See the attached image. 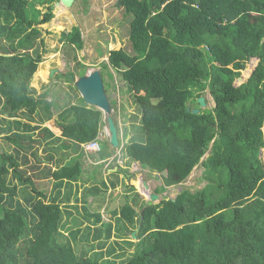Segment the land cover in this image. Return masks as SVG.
<instances>
[{"label":"trees","instance_id":"16d2710c","mask_svg":"<svg viewBox=\"0 0 264 264\" xmlns=\"http://www.w3.org/2000/svg\"><path fill=\"white\" fill-rule=\"evenodd\" d=\"M57 1L0 0V264H264V0H118L132 17L129 49L109 51L101 72L113 80L114 70L139 110L125 114L121 142L132 136L120 153L127 165L161 175L158 195L198 165L207 184L146 208L136 187L123 183L115 223L101 211L119 178L87 185L81 157L59 144L68 140L80 152L98 141L97 156L106 159L103 112L83 99L73 104L77 88L63 74L39 92L32 86ZM60 40L84 76L80 27ZM254 58L251 77L236 86ZM58 89L74 93L64 105L48 100ZM207 91L213 108L198 103ZM56 112L62 136L43 126ZM81 179L84 190L75 186Z\"/></svg>","mask_w":264,"mask_h":264},{"label":"rangeland","instance_id":"374dc122","mask_svg":"<svg viewBox=\"0 0 264 264\" xmlns=\"http://www.w3.org/2000/svg\"><path fill=\"white\" fill-rule=\"evenodd\" d=\"M117 3L118 0H75L71 8H66L63 5H55V18L50 24L44 26V29L48 30L49 33L44 34L46 42L45 48L47 53L44 54L45 56L43 63H45V66L44 68H42V70L46 71L47 67L53 69L58 68L64 70V75H67L69 73L75 75L78 74L79 71H82L81 68L77 69L76 67V61L73 60L74 53L72 52L71 48H69L67 45L62 46L60 40V35L64 32H68L73 25H78L80 27L82 37L84 39V48L81 51H76V55L78 59L85 64L86 72L101 70L104 63H108L109 51L118 50L121 48L129 49V30L132 17H126V15H124V12L121 13L122 10L119 9V6L117 7ZM255 65H257V61L252 60L251 62H249L247 65V70H245L242 74L243 79L240 81H236L235 85L240 86L241 84L245 83L250 77ZM41 72L42 71H39L35 78H40ZM110 72L112 74L114 73V79L111 80L108 76H105V79L103 80L111 84L108 90V96L110 98V101H112V114L113 118L115 119V125L118 128L119 137H121L122 139L124 138L126 132L125 126L130 125V122L126 119L125 114L132 113L134 111L136 113H139V110L134 105L132 99L133 95H131L130 90L126 88L124 82L121 81L120 76L116 74L111 68ZM50 73L51 71H46L45 74L43 73L44 75L40 79L47 80ZM218 74L219 70L214 69L213 75L218 76ZM67 77H69V75H67ZM52 78L62 79L63 77L60 74H56L55 77ZM34 85L35 87H37L38 82L36 81ZM58 91L59 93L56 94V92ZM74 91L75 94L79 96L78 101L84 104L80 94L78 93L79 91L75 89ZM56 92L54 93V91H52L48 96V100H51L53 96H57L58 99L63 103V105L69 100V97H72L74 94L70 93L69 90L62 91L61 89H58ZM52 93L54 95H52ZM144 94L145 93H140V96ZM204 98L208 100V104L205 108H213L215 106L214 100L211 97L209 91L206 92ZM93 108L97 109L96 107ZM59 111L60 110H58V112ZM103 118H105V120L102 119L104 121V125L100 129L99 138L103 141L106 140L107 142H109L110 130L109 126L105 122L108 118L105 117L104 114ZM70 123L71 122H68V124ZM43 126H48L56 135L62 136L61 124L57 121V119H52L50 122L45 123ZM131 136L132 135H130L128 139H124L123 142H121L120 140V146H124V143H127ZM64 141H66L69 145L65 146ZM59 144L64 146V148L62 149V153L64 154L74 152L80 153L78 146L73 142L62 139ZM108 146H110V155L115 154V151H120L119 148H117V150L114 149L110 143L108 144ZM88 156L94 158L93 162H95V160L97 159L96 153H89ZM119 158H125L124 154H121ZM81 160L85 162L86 158L82 157ZM87 161L89 162V160ZM96 161L97 163H99L98 159ZM122 164H124V162ZM125 165L127 167L126 170H128L129 173V177L127 176V178H124V175L120 178L119 174L126 172L122 168L120 169L118 175H115L117 174L116 171H113L112 173L110 172V178L105 177V175L107 174V172L104 174L105 170L101 173L100 176L96 173H92V178L98 184H101L103 180H109L110 182L117 177L119 178V180H122L119 181V186L117 188L111 189L108 193H106V197L108 198L109 202L106 203L105 207L101 211L104 215V218L106 219L105 221H112L113 223L116 222V219L112 217L113 211L116 209L119 210L120 206L124 203L125 200L123 199L122 194L125 191V188L129 187L128 185H124L123 183L129 182L130 184L135 186L136 188H134V192L141 194L144 198H147L144 182H146L149 187V189L147 190L148 194L154 193L163 185V179L160 174L156 172L149 173L148 170L141 169L138 163L134 164L133 162L130 165H127L125 163ZM98 168L101 169V166H95L94 170H97ZM203 171L204 168L198 165L192 171L187 181L181 183L180 185L165 188V190L159 194L160 199L158 200V203L163 198L175 200L183 190H189L192 193L202 190V188H204V186L207 184L203 179ZM167 175L169 176L168 171ZM80 195L82 196V193H80ZM89 201L95 205L96 201H94L93 198L89 199ZM133 239L134 242H137V239H135L134 237ZM115 240H117V238H114V241ZM115 248L119 251V248L117 246H115ZM126 249L128 250V253H132L135 250L134 247H126Z\"/></svg>","mask_w":264,"mask_h":264},{"label":"water","instance_id":"95a60500","mask_svg":"<svg viewBox=\"0 0 264 264\" xmlns=\"http://www.w3.org/2000/svg\"><path fill=\"white\" fill-rule=\"evenodd\" d=\"M75 0H59L55 5L60 6L63 5L66 8H71L74 4ZM119 6V3H117ZM258 62V59H255ZM57 70L51 71V76L55 74ZM69 79H71L75 83V87L79 91L81 97L83 98L84 102L90 106H95L97 109L103 111L106 115H108V126L110 130V144L117 148L119 147V136H118V129L114 123L113 118L110 116L112 112V108L108 99V94L106 92L105 83L103 80V76L100 70H93L92 72L86 73V75L75 78L72 75H69ZM243 78L241 77L240 80ZM198 103L200 104L201 108H205L207 106L206 99L201 97L198 99ZM187 111H191V107L187 108ZM199 109H194V113H199ZM144 187L146 190V204L145 207L149 208L154 205L158 204V200L160 196L155 192L152 194H148L147 190L149 189L146 182H144ZM175 201V200H173ZM144 210L141 211V221L143 219ZM142 223V222H141ZM141 223L137 230L132 234L133 237L136 239V234L139 232L141 228Z\"/></svg>","mask_w":264,"mask_h":264},{"label":"crops","instance_id":"0c3cea01","mask_svg":"<svg viewBox=\"0 0 264 264\" xmlns=\"http://www.w3.org/2000/svg\"><path fill=\"white\" fill-rule=\"evenodd\" d=\"M44 66H45V63H41L40 65H39V68H38V70H37V72H36V74H35V76L38 74V72L39 71H42L41 73H44L45 74V72L46 71H48V72H50V71H52V70H57L56 72H55V74L53 75V76H51V73H50V75H48L49 77L47 78V80H42V79H40V78H35V76H34V79H33V82H32V86L33 87H35V85H34V83L37 81L38 82V86L36 87L37 89H38V92L41 90V87H42V85L43 84H46V85H52L54 82L52 81V77H55V75L56 74H63V72H64V70H61V69H58V68H56V69H53V68H49V67H47V69H46V71L45 70H42V68H44ZM81 73H82V71H80ZM86 71H85V75H86ZM75 77H81L80 76V74L78 73V74H75L74 75ZM63 77H67L66 75H64L63 74ZM67 83H64V86L65 87H67ZM51 87V86H50ZM55 93V92H54ZM80 94V93H79ZM52 95H54L53 93H52ZM81 96V95H80ZM82 98V97H81ZM77 103H80L79 101H78V98H74V100H73V104H77ZM87 108H89L90 109V107H87ZM59 115L56 113V115L54 116V118L53 119H57V121L62 125L63 123L62 122H60L59 121ZM103 120H105V118H103ZM51 120H49V121H46V123H48V122H50ZM104 122V121H103ZM44 125V124H43ZM62 128V127H61ZM63 129V128H62ZM58 136V135H57ZM121 139V138H120ZM80 152H82V151H80ZM72 155H71V157L70 158H74V157H78V158H80L81 157V159H82V157H85L86 158V161L85 162H81V165H83L82 166V168H83V174H82V176H81V178L82 179H85L84 181H86V184L87 185H89V184H91V181L93 180V178H92V173H96V174H98L99 176L101 175V173L105 170V172H104V174L107 172V174L105 175V177H108V178H110V172L112 173L113 171H116V173H118L119 172V168H122V167H117V166H119L118 165V163H120V161L118 162L117 160V158H116V155H117V153H116V151H115V154H113V155H110V156H108V158H106L107 160H105V159H100L99 158V156H97V158L99 159V163H105V164H102V165H99L96 161L95 162H93L94 161V158H92V157H90V156H88V155H86V154H84V150H83V152L82 153H77V152H74V153H71ZM87 160H89V162L87 161ZM127 161V160H126ZM124 162H125V160H124ZM134 164H137V163H134ZM84 165H85V167H84ZM101 166V169H97L96 171L94 170L95 169V166ZM56 167H57V169H58V165L56 164V165H54V169H56ZM126 168V167H125ZM124 168V169H125ZM125 173H120L119 175H120V178L121 177H123V175H124ZM89 175H90V177H89ZM80 180V181H78L77 183H75V186L76 187H78V189L80 188V190H84V187H83V180ZM109 181V180H108ZM120 181H122L121 179H120ZM82 193V192H81ZM145 200H146V198H144Z\"/></svg>","mask_w":264,"mask_h":264},{"label":"clouds","instance_id":"9594fccd","mask_svg":"<svg viewBox=\"0 0 264 264\" xmlns=\"http://www.w3.org/2000/svg\"><path fill=\"white\" fill-rule=\"evenodd\" d=\"M255 59H257V58H254V59H252V60H255ZM251 60V61H252ZM250 61V62H251ZM255 61H257V60H255ZM258 62H259V60H258ZM258 62H257V65H258ZM257 65H255V67H254V69H253V71H252V73L254 72V70H255V68L257 67ZM247 70V69H246ZM101 71V70H100ZM244 72V71H243ZM88 73V72H87ZM102 73V72H101ZM252 73H251V75H252ZM243 74V73H242ZM251 75H250V77H251ZM72 76H74V75H72ZM75 77V76H74ZM82 77V76H81ZM242 78H243V76H241ZM249 77V78H250ZM75 78H77V77H75ZM78 78H80V77H78ZM248 78V79H249ZM104 79V78H103ZM239 79H241V78H239ZM239 79L237 80V81H239ZM237 86V85H236ZM105 88H106V86H105ZM106 92H107V90H106ZM107 94H108V92H107ZM83 99V98H82ZM108 99H109V102H111L110 101V98H109V96H108ZM84 101V100H83ZM85 105H86V103H85ZM88 105V104H87ZM86 105V106H87ZM110 105H111V103H110ZM88 106H90V105H88ZM87 106V107H88ZM92 107H95V106H90V108H92ZM112 108V107H111ZM99 110V109H98ZM101 111V110H100ZM103 112V111H102ZM112 112H113V109H112ZM112 112H111V114H110V116L113 118V114H112ZM104 114V116L105 117H107L108 118V115H105V113H103ZM113 120H114V123H115V119L113 118ZM106 123H107V125H108V119H107V121H105ZM104 123V122H103ZM117 127V126H116ZM118 129V128H117ZM118 136H119V133H118ZM119 138H121V137H119ZM100 139V138H99ZM120 140H122V139H119V147H117V148H119L120 150L124 147V146H120ZM109 143H110V137H109ZM66 144H68V143H65V145ZM81 146H80V149L83 151L84 150V154H86V155H89V153H96V156H97V154L100 152V150H101V145H100V142H98V141H94V142H88V143H83V144H80ZM93 145H96L95 147L96 148H93L94 146ZM92 146V147H91ZM112 146V145H111ZM113 147V146H112ZM88 148H92V149H88ZM114 148V147H113ZM117 148H114V149H116L117 150ZM112 149V148H111ZM117 153V155H116V158L118 159L117 161L119 162L120 161V163H118V165L119 166H117V167H122V168H125L126 167V165H125V162H126V160H125V162H124V159H121V158H119L120 157V155H121V153H120V151H118V152H116ZM108 158V157H107ZM98 159V158H97ZM96 159V160H97ZM95 160V161H96ZM105 160H107V159H105ZM98 161H99V159H98ZM97 162V161H96ZM124 162V164H122V163ZM99 164V163H98ZM102 164H105V163H101V164H99V165H102ZM128 177H129V175H128ZM129 180V179H128Z\"/></svg>","mask_w":264,"mask_h":264},{"label":"built area","instance_id":"2783aa9c","mask_svg":"<svg viewBox=\"0 0 264 264\" xmlns=\"http://www.w3.org/2000/svg\"><path fill=\"white\" fill-rule=\"evenodd\" d=\"M93 146H94L93 148H96V147H95L96 145H93ZM91 147H92V146H91ZM88 149H92V148H88Z\"/></svg>","mask_w":264,"mask_h":264}]
</instances>
